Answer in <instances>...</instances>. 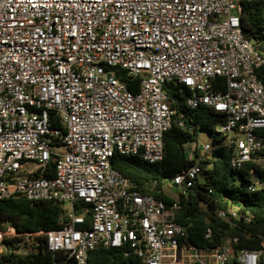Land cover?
<instances>
[{
    "label": "built area",
    "instance_id": "1",
    "mask_svg": "<svg viewBox=\"0 0 264 264\" xmlns=\"http://www.w3.org/2000/svg\"><path fill=\"white\" fill-rule=\"evenodd\" d=\"M260 1L0 0V200L62 208L65 221L44 234L62 264H86L96 248H122L142 264H264V244L236 252V238L216 248L188 245L178 206L134 190L110 164L114 154L162 160L163 136L181 118L166 83L187 90L189 110L224 116L216 131L233 139L232 169L264 162V88L256 77L264 53L243 37L238 17L241 3ZM115 69L139 79L138 91ZM208 152L199 141L185 145L191 165L169 185L189 190ZM216 215L236 218L231 209ZM2 226L0 260L20 252L4 244L14 228ZM203 238L211 241L210 228Z\"/></svg>",
    "mask_w": 264,
    "mask_h": 264
},
{
    "label": "trees",
    "instance_id": "2",
    "mask_svg": "<svg viewBox=\"0 0 264 264\" xmlns=\"http://www.w3.org/2000/svg\"><path fill=\"white\" fill-rule=\"evenodd\" d=\"M238 17L243 37L255 50L264 53V1L241 3ZM114 71L130 92L138 91L139 79L132 80L123 70ZM256 77L264 88L263 68L256 70ZM163 89L171 109L181 118H176L163 136L162 160L148 164L137 157L114 154L111 168L134 190L151 195L167 207L176 204L175 221L185 228L188 245L199 249L216 248L236 238L235 252L263 250L264 188L251 192L248 187L255 181L264 182V162L252 160L240 169H232L229 161L234 154L233 139L228 140L216 131L224 122V116L206 106L189 110L184 103L189 93L187 90L179 92V87L173 83H166ZM201 133L207 134L216 147L199 161L201 173L193 186L185 192L174 190L169 181L191 165L186 159L185 145L199 141ZM52 168L50 163L47 177H51ZM168 189L173 190L171 196ZM81 206L77 204L76 214H82ZM230 209L236 218L228 216L229 223L217 217V212L227 214ZM88 214L84 215L86 222H89ZM64 221L62 208L50 202L21 197L0 200V229L6 224L15 231V236L4 240V244L12 251L20 250L3 254L0 264H62L65 256L47 251L44 234L58 229ZM207 228L212 232L209 242L203 238ZM124 251L96 248L88 252L86 264H142L135 257L124 258ZM66 264L72 262L68 260ZM229 264L237 263L232 260Z\"/></svg>",
    "mask_w": 264,
    "mask_h": 264
},
{
    "label": "rangeland",
    "instance_id": "3",
    "mask_svg": "<svg viewBox=\"0 0 264 264\" xmlns=\"http://www.w3.org/2000/svg\"><path fill=\"white\" fill-rule=\"evenodd\" d=\"M199 142L202 145H208L209 146V152L212 151L216 147V143L214 141H212V139L207 134H204V133L200 134ZM168 192H169V194L171 196V194L173 193V190L168 189Z\"/></svg>",
    "mask_w": 264,
    "mask_h": 264
}]
</instances>
